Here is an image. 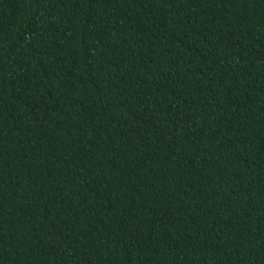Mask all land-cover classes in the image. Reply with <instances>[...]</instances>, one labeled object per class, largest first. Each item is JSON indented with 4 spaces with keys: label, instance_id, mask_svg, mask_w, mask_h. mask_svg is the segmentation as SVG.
<instances>
[{
    "label": "trees",
    "instance_id": "trees-1",
    "mask_svg": "<svg viewBox=\"0 0 264 264\" xmlns=\"http://www.w3.org/2000/svg\"><path fill=\"white\" fill-rule=\"evenodd\" d=\"M0 264H264V0H0Z\"/></svg>",
    "mask_w": 264,
    "mask_h": 264
}]
</instances>
